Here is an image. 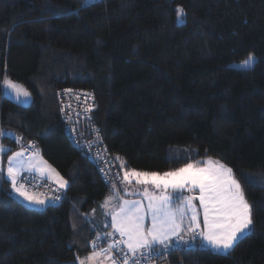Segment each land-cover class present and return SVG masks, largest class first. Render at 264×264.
Segmentation results:
<instances>
[{
    "label": "trees",
    "instance_id": "obj_1",
    "mask_svg": "<svg viewBox=\"0 0 264 264\" xmlns=\"http://www.w3.org/2000/svg\"><path fill=\"white\" fill-rule=\"evenodd\" d=\"M249 53L252 70L235 69ZM4 78L30 102L4 96ZM68 89L91 95L77 135L97 127L119 172L211 157L241 183L252 230L227 253L198 242L171 250L169 263L264 264V0H0L4 155L31 141L68 182L63 200L37 210L0 172V264H77L101 227L99 203L119 184L70 139L58 103Z\"/></svg>",
    "mask_w": 264,
    "mask_h": 264
},
{
    "label": "snow or ice",
    "instance_id": "obj_2",
    "mask_svg": "<svg viewBox=\"0 0 264 264\" xmlns=\"http://www.w3.org/2000/svg\"><path fill=\"white\" fill-rule=\"evenodd\" d=\"M177 23L183 24L184 10L181 6L176 8ZM256 63V57L249 53L245 59L234 63L233 67L237 70L251 71ZM5 85L13 89L17 99L20 97H29V92L21 86L15 84L9 79H5ZM67 91V90H66ZM3 133L0 132V135ZM29 146L35 148L33 142L29 141ZM10 151L0 146V153ZM24 151L13 152L8 156V166L6 169L7 181H10V192L26 201L37 205H44L46 199H41L27 191L25 184L20 180L24 179L19 173L24 170L25 164L29 168L36 167L33 163L36 153L28 161L21 159ZM119 159V157H117ZM200 162L187 163L183 167L174 171L157 173V172H140L130 169L124 172V180L131 182L135 177L138 183L145 185L151 184L156 189L161 186L165 190L171 188L173 193L176 190H188L194 192L198 189L199 195H189L184 197L181 204L173 209L171 207L175 195L162 194L159 196H149L145 189L144 199L148 200L147 206L140 200H125L121 203L119 209L112 213L113 232L105 234V239L113 237V240L107 247L96 251V243L93 241V251L83 259L77 258L79 264H95L98 257H103L110 264H139L137 253L143 257L145 250H151L156 245H166L171 242L172 237L178 241H183L181 235L185 227V217L191 213L187 221V231L197 234L201 228L198 219V209L193 203L199 200V208L203 210V230L198 235L203 238L214 250L227 253L234 249L236 242L244 235L249 233L253 226V206L246 199L241 183L234 178L233 170L219 163L199 166ZM125 167L121 164V168ZM52 171H55L52 169ZM3 172V168H0ZM58 185L60 189L66 188L68 182L60 177L57 173ZM248 179V178H246ZM6 181V182H7ZM130 195H139L138 192H131ZM56 201L60 196L52 197ZM112 197L106 198L105 204ZM150 217L151 225L148 226L146 221ZM115 233H119L120 240H115ZM195 235L193 236V239ZM96 239H100L98 236ZM123 246V247H121ZM127 249V252L124 249ZM130 254V255H129Z\"/></svg>",
    "mask_w": 264,
    "mask_h": 264
},
{
    "label": "built area",
    "instance_id": "obj_3",
    "mask_svg": "<svg viewBox=\"0 0 264 264\" xmlns=\"http://www.w3.org/2000/svg\"><path fill=\"white\" fill-rule=\"evenodd\" d=\"M58 103L60 106L61 118L67 129V133L70 139L78 145L86 154L90 161L94 164L101 179L109 184H117L120 181V172L114 163V160L107 148L104 145L100 131L95 126H85V134L81 136L77 135V124L83 119L89 117L91 109L93 108L91 95L83 91H75L72 89L59 90ZM21 149L24 151V158H28L33 148L29 146V143L21 145ZM20 177L24 179L20 180L21 184H25L27 191L32 194H41L48 197L53 204L59 203L66 197L64 190L55 187L48 181L41 179L32 174H21ZM60 196L61 199L56 201L51 199L52 197ZM195 238L193 239V236ZM99 235L95 232L94 241L97 245L96 251L107 247V245L113 240V237L103 239H96ZM183 241H178L174 237L171 242H166V245L155 246L151 250H145L143 257L137 253L139 264H176L169 263L167 260V254L176 248L185 246H192L198 243V231L197 234L182 235ZM115 240H120L119 233H115ZM122 247V246H121ZM92 250L93 247H92ZM125 251V250H124ZM127 252V251H125ZM130 255V254H129Z\"/></svg>",
    "mask_w": 264,
    "mask_h": 264
},
{
    "label": "rangeland",
    "instance_id": "obj_4",
    "mask_svg": "<svg viewBox=\"0 0 264 264\" xmlns=\"http://www.w3.org/2000/svg\"><path fill=\"white\" fill-rule=\"evenodd\" d=\"M87 2L89 1H94V0H86ZM239 63V62H237ZM234 65V64H233ZM5 79H9V78H4L3 80V84H2V88H3V94L4 96H6L7 98L11 99L12 101H14L15 103L17 104H21V105H25L27 103L30 102V99H31V95H29V97L25 98V97H20L19 99H17V96H16V93L13 89L9 88L8 86L5 85L4 81ZM11 80V79H9ZM13 81L15 84L21 86L23 89L27 90L28 89L22 85L21 83L19 82H16L14 80H11ZM29 92V91H28ZM30 94V93H29ZM8 134L10 135H13L12 132L8 131ZM22 145V144H21ZM21 145L20 147H17L15 148L13 151H11V154L13 152H15L16 150H19L21 151ZM178 151H179V148H178ZM17 152V151H16ZM33 153H36V156H35V160L37 159V156H42L41 155V152L39 150V148L37 146H35V148H33V151L30 155V157L33 155ZM178 153V152H177ZM30 157L27 159V160H24V161H28L30 159ZM22 159V158H21ZM219 162V163H222L221 161L215 159V158H211V157H203V158H200L198 160H195V161H190V162H187V163H195V162H200L199 166H205V162H207L208 164H214L215 162ZM186 163V164H187ZM46 164V167L44 168L42 165L40 167V169H44L49 172H51V174L57 176V171L56 169H54L53 167H51L48 163H45ZM223 164V163H222ZM185 165V164H184ZM184 165H182L181 167H183ZM225 165V164H224ZM179 167V168H181ZM28 165L25 164L24 166V170H22L19 175L23 174V173H29V174H33V175H36L37 173H34V172H28L30 169H28ZM36 169H39L38 166L36 167H32L31 170H36ZM52 169H54L55 171H52ZM131 168H120V176H121V180H120V184L118 185V187L116 185H113L111 186V189H112V192L111 194H109L106 198H109V197H112L111 200L108 201L107 205L105 204V201H106V198L102 200L101 202V209L103 211V214L104 216H102L99 221H100V226L101 227H106L109 222L111 224V229H110V232H113V229H112V213L117 211L121 205V203L125 200H140L143 202V204L145 206H147L148 204V200L147 199H144V193H145V189H147V194L149 196H152V195H155V196H159V195H162V194H167V195H175V198L173 199L172 201V204H171V207L173 209H175L176 207H178L181 202L184 200V197L186 196H189V195H193V196H198L199 195V191L198 189L194 192H189L188 190H183L182 193L180 190H176V193L174 194L173 193V190L171 188L165 190L163 188V186H161L159 189H156L153 185H151L150 183L145 185L143 183H138L137 182V179L135 177H132L131 178V182H128V181H125L124 180V172L127 171V170H130ZM178 169V168H177ZM136 170V169H135ZM176 170V169H174ZM174 170H170V171H174ZM139 171V170H137ZM38 172V170H37ZM140 172H148V171H140ZM165 172H169V171H165ZM151 173V172H149ZM157 173H164V172H157ZM234 175V174H233ZM38 176V175H36ZM60 176V175H59ZM61 177V176H60ZM235 179H237L235 176H234ZM65 180V179H64ZM238 180V179H237ZM57 187V186H55ZM59 188V187H58ZM131 192H138L140 193L139 195H130L129 193ZM36 196H38L39 198L41 199H46L43 195L41 194H34ZM47 201V199H46ZM25 206L29 207V208H32V209H37V210H43L46 206H41V207H36V206H33V204L27 202V201H21ZM193 203L197 206V209H198V219L200 221V224L203 225V210L201 208H199V200H194ZM190 215L191 213H189L188 216L185 217V227H184V230L182 231V233H187V221L188 219L190 218ZM146 223L148 224V226L151 225V219L150 217L148 218V220L146 221ZM203 230V228H200L198 231H201ZM174 238V237H172ZM198 238H201V236L198 235ZM202 239V238H201ZM199 243H200V240L198 239ZM206 244H203V241L201 240V243L200 245L204 246V245H209L207 242H205ZM159 245V244H158ZM205 247V246H204ZM210 249H213L211 246H209ZM212 251H215L217 253H222L224 254V252L222 251H217V250H212ZM83 258H86V256L84 257H80V259H83ZM100 259V260H99ZM78 264H79V260H77ZM95 264H110V262L106 259H104L102 257H98L97 260L95 261Z\"/></svg>",
    "mask_w": 264,
    "mask_h": 264
},
{
    "label": "crops",
    "instance_id": "obj_5",
    "mask_svg": "<svg viewBox=\"0 0 264 264\" xmlns=\"http://www.w3.org/2000/svg\"><path fill=\"white\" fill-rule=\"evenodd\" d=\"M0 146H3L4 148H6L7 149V146L6 145H4V144H2V142L0 141ZM20 147V146H19ZM16 151H19V150H16ZM15 151V152H16ZM10 155H12L11 154V152L9 153V154H7V155H4V152H2V153H0V168H3V173L5 174V176L7 177V173H6V169H7V166H8V156H10ZM30 157V156H29ZM28 157V158H29ZM28 158H24V157H22V159H24V160H27ZM33 163L36 165V166H38V168L39 169H36V170H31V168H28V169H30L28 172H34V173H37L36 175H38L37 177H39V178H41V179H44V180H46V181H48V182H50L52 185H54V186H57V187H59V185H58V177L57 176H55V175H53V174H51V172H49V171H47V169L46 170H44V169H40V167H41V165L45 168L46 167V164L45 163H48L44 158H43V156H37V159L36 160H34L33 161ZM49 164V163H48ZM50 165V164H49ZM51 166V165H50ZM52 167V166H51ZM37 170H38V172H37ZM58 173V172H57ZM59 174V173H58ZM60 175V174H59ZM61 176V175H60ZM62 177V176H61ZM120 180H121V176H120ZM10 182V181H9ZM120 182V181H119ZM120 184V183H119ZM118 184V185H119ZM118 185H116L117 187H118ZM62 190H65V188L64 189H62ZM30 193V192H29ZM30 194H32V193H30ZM12 195L15 197V198H17L18 200H20V201H26L23 197H20L19 195H16V194H13L12 193ZM46 199H47V201H46V203L44 204V205H37V204H34V203H32V202H29V201H27V202H29V203H31V204H33V206H36V207H41V206H47V205H49V204H52V202H51V200L48 198V197H46V196H44ZM102 202V201H101ZM101 202L99 203V207H100V209H101ZM101 211H102V209H101ZM102 216H104V214H103V211H102ZM201 228H203V225L201 224ZM110 229H111V224H110V222H109V224L106 226V227H99L95 232L99 235V236H101V237H103V239H104V237H105V234L106 233H108V232H110ZM198 231V230H197ZM202 231V230H201ZM199 232V231H198ZM191 234H193V233H191V232H187V233H181V235H191ZM202 238V237H201ZM201 238H198L199 240H200V243H201V240L203 241V244H206L205 242L206 241H204L203 240V238L201 239ZM173 239V238H172ZM171 239V240H172ZM200 243H199V245H200ZM156 246H160V245H156ZM201 246V245H200ZM206 248H209L210 249V245H204ZM203 245H202V247H204ZM123 247V246H122ZM125 251H127V249L125 248L124 249ZM211 250H213V249H211ZM93 250H91V252H92ZM90 252V253H91ZM90 253H88L87 255H85L86 257L90 254ZM84 257V256H83ZM101 259H102V257H101ZM78 260V259H77ZM100 260V259H99ZM77 264H78V262H77Z\"/></svg>",
    "mask_w": 264,
    "mask_h": 264
}]
</instances>
